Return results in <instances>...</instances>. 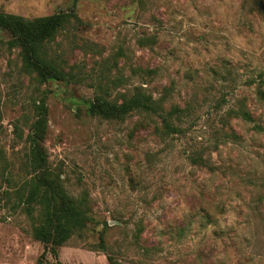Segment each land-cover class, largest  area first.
<instances>
[{"label": "rangeland", "instance_id": "rangeland-1", "mask_svg": "<svg viewBox=\"0 0 264 264\" xmlns=\"http://www.w3.org/2000/svg\"><path fill=\"white\" fill-rule=\"evenodd\" d=\"M255 1L0 0L3 14L80 19L47 49L73 74L66 82L26 74L0 29V264H38L44 250L12 206V189L29 177L25 140L41 102L47 164L69 196L87 195L93 217L57 248L60 264H264V16ZM140 37L153 44L139 47ZM137 86L182 109L177 133L163 135L154 115L91 116L99 88L120 101ZM242 103L252 122L233 113ZM102 230L105 252L93 248ZM153 246L158 254L143 256ZM54 263L50 254L42 262Z\"/></svg>", "mask_w": 264, "mask_h": 264}, {"label": "trees", "instance_id": "trees-1", "mask_svg": "<svg viewBox=\"0 0 264 264\" xmlns=\"http://www.w3.org/2000/svg\"><path fill=\"white\" fill-rule=\"evenodd\" d=\"M254 5L257 12L264 16V1L257 0ZM72 22L80 23V19L73 13H56L31 20L0 13V29L10 34L7 45L19 50L23 71L33 75L39 83L48 80L66 82L73 76L69 72L70 69L66 70L64 61L51 57L47 50L57 34ZM137 44L144 48L153 43L148 37H140ZM258 78L256 93L260 100H264L262 73L258 74ZM89 111L91 116L107 121H124L133 113L154 115L160 119L159 129L162 130V134L169 136L178 132L173 120L174 117L178 118L182 109L177 105H171L166 110L163 99H154L142 86H137L133 93L122 97L120 101L111 99L108 88H99V92L93 96ZM46 113L47 109L41 102L35 109L34 121L28 126L29 133L25 141L28 145L26 166L29 177L12 189V194L16 198L12 206L20 209L32 221L31 236L44 246L38 264H42L47 254L55 260L54 264H60L57 248L86 229L93 222V217L87 195L83 194L77 198L69 196L60 184L59 175L51 172L47 164V154L43 146L47 131ZM233 113L246 121H253L251 112L243 103ZM155 128L158 130V127ZM7 182L10 186L11 181ZM10 192L5 189L4 197L8 198ZM104 231L99 233L98 242L93 245L94 250L103 252L107 250ZM142 233L143 227L138 224L134 231L136 243L140 241ZM142 254L146 257L158 254L157 247H143ZM107 260L109 264H116L111 256H107ZM207 264L222 262L212 259Z\"/></svg>", "mask_w": 264, "mask_h": 264}]
</instances>
